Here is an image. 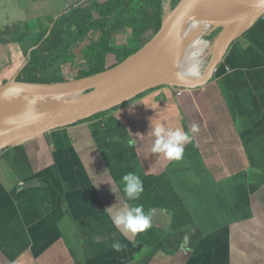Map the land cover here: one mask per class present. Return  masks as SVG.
I'll return each mask as SVG.
<instances>
[{
    "label": "crops",
    "instance_id": "1",
    "mask_svg": "<svg viewBox=\"0 0 264 264\" xmlns=\"http://www.w3.org/2000/svg\"><path fill=\"white\" fill-rule=\"evenodd\" d=\"M84 3L93 6L92 0H0V80L17 79L31 53L40 52L51 21ZM119 32L111 47L137 48L130 38L118 43ZM82 41L73 59L58 57L38 76L54 71L65 81L79 79L91 40L85 49ZM120 59L106 51L105 68ZM177 88L150 89L3 148L0 264H264V13L231 43L207 83L180 94ZM151 122L188 132L198 125L181 161L150 153ZM128 172L141 179L165 174L191 222L174 228L171 213L153 208L151 228L122 234L107 208L128 202L122 191ZM116 242L121 251L113 249Z\"/></svg>",
    "mask_w": 264,
    "mask_h": 264
},
{
    "label": "water",
    "instance_id": "2",
    "mask_svg": "<svg viewBox=\"0 0 264 264\" xmlns=\"http://www.w3.org/2000/svg\"><path fill=\"white\" fill-rule=\"evenodd\" d=\"M159 29L115 65L74 81L34 83L16 77L0 84V93L18 92L37 102L34 113L0 118V151L14 143L110 110L160 86L195 88L207 83L231 43L264 13V0H178ZM191 22L219 28L201 74L189 78L171 72L184 29ZM207 31L205 34H208ZM42 87V88H41Z\"/></svg>",
    "mask_w": 264,
    "mask_h": 264
},
{
    "label": "trees",
    "instance_id": "3",
    "mask_svg": "<svg viewBox=\"0 0 264 264\" xmlns=\"http://www.w3.org/2000/svg\"><path fill=\"white\" fill-rule=\"evenodd\" d=\"M177 1L172 0V5L174 6ZM92 2V7L87 5L74 7L68 14L62 15L64 16L63 21H51V26H48L40 36V52L34 50L31 53V60L22 69L21 75L17 77L18 80L50 83L65 81V77L61 76L44 80L38 74L58 57H61L63 61L73 59L75 56L73 46L76 43L80 44V41L94 31L99 34L96 39H89L91 42L86 57L88 65L79 71L77 78L100 72L105 69L106 51L120 56L121 59L125 58L149 40L159 29L163 19V0H92ZM139 3H143L146 7L143 13L137 16L134 10L136 6L140 5ZM124 28L130 29L135 42L138 43L137 48H114L110 46L109 41L112 36ZM73 30L75 31L73 32ZM45 34H47L46 37H44ZM80 47L81 45L78 46V49ZM4 81L0 80V84ZM141 180L143 181L144 192L138 201L130 203L142 204L145 211L153 208L167 210L172 215V227L174 228H181L191 222L181 198L165 174L149 175Z\"/></svg>",
    "mask_w": 264,
    "mask_h": 264
},
{
    "label": "clouds",
    "instance_id": "4",
    "mask_svg": "<svg viewBox=\"0 0 264 264\" xmlns=\"http://www.w3.org/2000/svg\"><path fill=\"white\" fill-rule=\"evenodd\" d=\"M190 132L182 128H169L162 124L150 123V131L147 136L151 135L150 153L162 155L168 161L179 162L184 158L185 146L193 141V134L199 132L197 124L189 125ZM139 138L144 136L137 134ZM136 141L131 138L129 144L132 145ZM109 183V182H108ZM111 184V183H110ZM123 194L126 202L119 208H114V205L108 207L110 218L113 226L121 230L124 235L135 236L143 233L152 227V217L155 209L145 211L142 204H132V201H138L144 192L143 181L135 172H128L122 177ZM113 190V189H112ZM116 251H121L123 245L116 242L112 245Z\"/></svg>",
    "mask_w": 264,
    "mask_h": 264
},
{
    "label": "bare ground",
    "instance_id": "5",
    "mask_svg": "<svg viewBox=\"0 0 264 264\" xmlns=\"http://www.w3.org/2000/svg\"><path fill=\"white\" fill-rule=\"evenodd\" d=\"M163 9L165 14L169 12L171 0H163ZM211 27L209 23L187 24L182 41L175 53L172 73L186 74L189 78L198 77L201 74L213 48V41L203 37ZM190 37H194V40L187 43ZM37 109V102L26 95L12 91L0 93V118L14 117L21 113H34Z\"/></svg>",
    "mask_w": 264,
    "mask_h": 264
},
{
    "label": "rangeland",
    "instance_id": "6",
    "mask_svg": "<svg viewBox=\"0 0 264 264\" xmlns=\"http://www.w3.org/2000/svg\"><path fill=\"white\" fill-rule=\"evenodd\" d=\"M101 1H104V0H101ZM140 5L136 6V9L134 10L135 11V14L137 16L141 15L145 9V5L143 3H139ZM83 5H86V3H84ZM172 0H171V7H172ZM219 31V28H215V29H212L209 31L208 34H204L203 37L205 39H208V40H213V37L216 35V33ZM120 34H118L119 36L117 37L118 39V43H122L123 41H125L126 38H130L131 40H134L135 39L133 38L132 34H131V31L130 29H125V30H122L119 32ZM95 34V33H94ZM93 33H91L88 37H86L84 39V41H82L81 45H85L84 49L88 46V42H89V39H92L93 37H95ZM194 40V37H190L187 41V43H189L190 41ZM189 51V50H187ZM185 53V52H184ZM82 57H81V53L79 54V56H77V63H79L80 65V61H81ZM79 65L77 66H71V69H67L65 70L64 74L66 77H71L72 75L75 74V72L79 69ZM54 70V69H53ZM55 75L54 71H49L47 72L45 75L42 76L43 79H47L48 77H53ZM18 80V79H17ZM34 83H42V82H34Z\"/></svg>",
    "mask_w": 264,
    "mask_h": 264
},
{
    "label": "built area",
    "instance_id": "7",
    "mask_svg": "<svg viewBox=\"0 0 264 264\" xmlns=\"http://www.w3.org/2000/svg\"><path fill=\"white\" fill-rule=\"evenodd\" d=\"M183 88H177V93L180 94L182 92Z\"/></svg>",
    "mask_w": 264,
    "mask_h": 264
}]
</instances>
